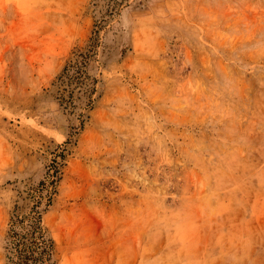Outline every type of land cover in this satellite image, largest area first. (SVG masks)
I'll list each match as a JSON object with an SVG mask.
<instances>
[{
  "label": "rangeland",
  "instance_id": "374dc122",
  "mask_svg": "<svg viewBox=\"0 0 264 264\" xmlns=\"http://www.w3.org/2000/svg\"><path fill=\"white\" fill-rule=\"evenodd\" d=\"M95 30L70 137L53 83ZM61 148L58 264H264V0H0V264Z\"/></svg>",
  "mask_w": 264,
  "mask_h": 264
},
{
  "label": "trees",
  "instance_id": "16d2710c",
  "mask_svg": "<svg viewBox=\"0 0 264 264\" xmlns=\"http://www.w3.org/2000/svg\"><path fill=\"white\" fill-rule=\"evenodd\" d=\"M102 39L99 30H95L87 45L76 49L67 59L53 83L57 86L55 98L60 108L79 122L71 125L70 137L84 128L95 106L99 78L91 74V69L105 64L98 58ZM65 151L66 148H61L55 152L44 178L30 187L28 196L22 195L25 204L20 205L19 201L15 204L4 239L5 264L59 263L56 241L45 223V215L58 193Z\"/></svg>",
  "mask_w": 264,
  "mask_h": 264
}]
</instances>
